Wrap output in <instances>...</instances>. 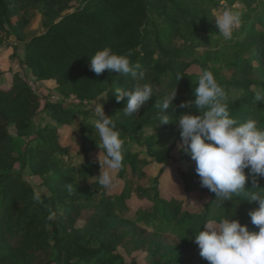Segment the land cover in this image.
I'll return each mask as SVG.
<instances>
[{
	"label": "trees",
	"instance_id": "16d2710c",
	"mask_svg": "<svg viewBox=\"0 0 264 264\" xmlns=\"http://www.w3.org/2000/svg\"><path fill=\"white\" fill-rule=\"evenodd\" d=\"M37 1L46 9L53 4L52 0ZM239 1L245 10L230 56L223 63L230 73L217 81L229 94L230 114L239 122L254 119L264 129V100L255 98L258 92L264 96V0ZM19 2L0 0V30L10 28L16 40L26 22L24 18L11 21ZM201 8L197 0H81L63 15L45 9L51 21L45 23L43 33L23 43L20 61L37 87L54 81L57 97L36 95L11 70L0 76V264H141V257L150 264H208L199 255L193 233L209 219L230 217L258 231L248 215L258 201H248L245 193L233 194L231 201L217 208L215 194L200 185L195 161L179 147L176 123H159L155 104L175 87L174 105L190 101L193 107H176V113L170 109V118L175 121L184 111L198 114L194 88L199 75L209 70L206 62L199 63L198 72H188L170 59L179 58L174 46L178 38L193 41L200 31H210ZM105 47L120 54L131 51L130 60L141 64L145 81L154 91L137 115H124L127 97L112 104L118 110L112 119L124 142V159L121 169L110 170L111 189L96 182L101 150L94 121L82 118L77 128L82 160L74 163L61 158L68 154L63 143L65 127L86 112L65 105L64 96L89 100L117 87L130 89L134 83L130 76L108 71L97 76L90 70L89 58ZM40 112L48 113L54 125L34 126L33 144L15 155L12 132L25 133L32 116ZM129 142L133 149L125 148ZM153 164L159 165L156 174L148 172ZM16 165L41 179L50 194L34 200V188L15 174ZM169 180L177 184V193ZM259 186L252 188L251 177L245 185L247 192L264 193V178ZM150 218L159 221L158 234L132 239L130 224ZM120 221L129 225L114 227Z\"/></svg>",
	"mask_w": 264,
	"mask_h": 264
},
{
	"label": "clouds",
	"instance_id": "9594fccd",
	"mask_svg": "<svg viewBox=\"0 0 264 264\" xmlns=\"http://www.w3.org/2000/svg\"><path fill=\"white\" fill-rule=\"evenodd\" d=\"M214 18L218 33L225 40H230L234 29L241 24V13L231 8H226ZM131 55V51L120 54L105 47L89 58L90 70L97 76L108 71L109 74L116 73L133 79L130 89L117 87L113 90L117 102L127 97L123 107L125 116L137 115L141 107L154 96L153 86L145 81L141 64L132 62ZM180 78L177 77L178 80ZM194 93V106L198 114L184 111L177 115L175 121L170 118V109L176 113V107H193L190 101L174 105L177 96L175 87L155 104L160 111L159 123H176L182 142L179 147L195 161L200 185L215 194L213 203L217 208L231 201L233 194L241 193L248 196V201H258L259 205L248 212L252 225L258 231H251L239 220L225 216H221L218 221L209 219L204 223L203 228L193 233L199 255L208 264H264V193L247 192L245 187L251 177L252 188H261L259 179L264 178V129L259 128L254 119L239 122L230 114L229 94L212 71L204 70L199 75ZM255 98L264 100L259 92ZM93 105L96 117L94 129L98 133L97 145L101 150L97 155L100 173L95 176L96 182L104 189H111L114 176L110 170L122 168L124 142L112 116L105 114L103 104L99 102ZM245 169L248 170L247 175ZM66 188L69 193L72 192L71 184L66 185ZM33 198L39 202L41 193L35 192ZM54 216L55 213H52L48 219Z\"/></svg>",
	"mask_w": 264,
	"mask_h": 264
},
{
	"label": "rangeland",
	"instance_id": "374dc122",
	"mask_svg": "<svg viewBox=\"0 0 264 264\" xmlns=\"http://www.w3.org/2000/svg\"><path fill=\"white\" fill-rule=\"evenodd\" d=\"M81 0H52V6L49 9L43 5V3L37 0H21L17 3L15 8L11 12V21L14 22L19 18L26 19V22L19 29L20 39L16 40L11 29L0 30V76L6 75L9 70L18 73L23 81L28 84L34 93L41 97L53 98L49 96V93L55 94L57 97V84L54 81H48L47 83H41V87H37L35 78L31 75L27 67L21 63L22 51L24 48V42L29 40L35 35L44 32L45 23L51 21L45 13V9L49 10L51 14L53 11H57L59 15L73 11V9L79 5ZM201 4L200 14L205 18V22L210 26V31H200L199 35L193 39V41H185L182 38H178L174 42V46L178 50L179 58L170 59V62H180L181 69H185L188 72H198L199 63L206 62L210 71H212L216 79H220L221 76H226L230 72L226 70L223 63L229 58L232 51L234 33L240 29V25L234 29L233 36L230 40H225L222 35L218 33L214 16L222 13L226 8H231L234 11H239L241 14L245 8L243 3L239 0H197ZM52 11V12H51ZM58 18H56L57 20ZM12 36L14 40H12ZM16 46V49H14ZM16 52V55H15ZM5 83L3 82L2 85ZM254 88V86H252ZM237 93V92H236ZM54 97V98H55ZM101 98V100H100ZM106 98V99H105ZM100 100V101H99ZM116 100L113 92H103L96 97L80 101L72 94L64 96L65 105L71 106L77 110L86 111L84 114H79L72 120L71 125L65 127L63 131V143L68 146V154L61 155V158L68 160V162L78 163L82 160L83 155L80 150L81 139L77 133V128L82 118H85L89 122L95 120V113L92 109V105L95 103H102L104 106L105 114L108 116H118V110L112 108L113 102ZM95 105H93V108ZM115 110V112H113ZM250 119V118H248ZM33 123L25 131V133L12 132L13 136V153H21L25 147L33 144L34 140V126L35 127H47L53 126L54 120L48 113L40 112L32 116ZM152 133V132H151ZM132 143H127L125 148H134ZM68 156V157H67ZM71 161H70V160ZM159 169V165L153 164L148 168V172L156 174ZM15 174L20 176L24 181L28 182L34 188V191H39L41 196H47L50 191L46 185L41 183V179H37L32 175L31 171L26 168H21L16 165L14 169ZM168 183L172 184V190L177 193V184L173 180H169ZM134 224V225H133ZM131 225L130 236L132 239L137 238L139 235H144L148 238L151 234H158L159 221L154 219H145L140 222H134ZM129 223L125 221L116 222L115 226H128ZM146 232V234L144 233ZM145 258V257H143ZM141 259V264H150L147 259Z\"/></svg>",
	"mask_w": 264,
	"mask_h": 264
},
{
	"label": "water",
	"instance_id": "95a60500",
	"mask_svg": "<svg viewBox=\"0 0 264 264\" xmlns=\"http://www.w3.org/2000/svg\"><path fill=\"white\" fill-rule=\"evenodd\" d=\"M12 40H14V37L12 36Z\"/></svg>",
	"mask_w": 264,
	"mask_h": 264
}]
</instances>
